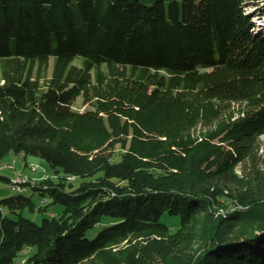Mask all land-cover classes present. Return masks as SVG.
<instances>
[{"label":"trees","instance_id":"trees-1","mask_svg":"<svg viewBox=\"0 0 264 264\" xmlns=\"http://www.w3.org/2000/svg\"><path fill=\"white\" fill-rule=\"evenodd\" d=\"M259 3L0 0V160L56 176L0 200V264H264Z\"/></svg>","mask_w":264,"mask_h":264},{"label":"rangeland","instance_id":"rangeland-1","mask_svg":"<svg viewBox=\"0 0 264 264\" xmlns=\"http://www.w3.org/2000/svg\"><path fill=\"white\" fill-rule=\"evenodd\" d=\"M244 10L246 11V13L251 14L253 16L251 19H252V22L254 23L255 28L253 29V31L252 30L251 31L255 33L257 31L264 32V3H259L258 5H254L253 7L250 6V4H246L244 7ZM75 64L80 65L81 59H77L75 61ZM103 101L107 102L108 99H103ZM73 107L74 109L79 110V111H85L86 109L92 108L90 104H85L82 98H78L74 102ZM246 107H247L246 102L229 103V110L234 117L243 115L244 111L246 110ZM204 128L205 127L203 126H199L196 129L197 133L199 134L200 131H205ZM260 140H261V146H260L258 155H261L262 158H264V136H262ZM123 152H124V149H122L119 144L116 145L114 149V161H117V162L120 161L121 155ZM25 160L26 158L23 154H17L15 152H10L2 160H0V175L6 176L9 179H12L23 172L28 177H30L31 179H35V180H41L44 178L56 179V176L54 175V172L51 170L50 165L45 160L39 157H36V156L27 157L28 161L34 162V163L25 164ZM30 164H38L40 165V168H37V170L32 171L29 167ZM238 174L239 175L241 174L240 168L238 169ZM76 183L78 182L76 181ZM27 194L29 195L31 194V192H28ZM16 195H17L16 192L10 190L9 183L0 178V200L7 198V197L16 196ZM33 200L35 204L37 205V207H39L40 197L36 195ZM238 207H241V206L239 205ZM62 209H63L62 206L56 205V206H51L47 212L36 211L35 213H31V212L25 211V216L27 218L34 220L36 223L40 224L42 222V219L46 217H50L51 213L61 212ZM163 221L169 222L167 219H164ZM176 222H178V220ZM99 230H100V227L89 231L88 233L89 238L95 237ZM24 254L28 255V252L25 251ZM26 258L27 256H23L18 261L17 264H21L22 259H26Z\"/></svg>","mask_w":264,"mask_h":264},{"label":"built area","instance_id":"built-area-1","mask_svg":"<svg viewBox=\"0 0 264 264\" xmlns=\"http://www.w3.org/2000/svg\"><path fill=\"white\" fill-rule=\"evenodd\" d=\"M30 165H33L35 167V170H37V168H40V165L38 164H30ZM41 181L43 180H33L23 175V173H21L17 177L10 179L8 183L10 185V190L16 193H28L33 186L37 185ZM42 200H47V199L43 198L40 200V204H39L40 207Z\"/></svg>","mask_w":264,"mask_h":264},{"label":"bare ground","instance_id":"bare-ground-1","mask_svg":"<svg viewBox=\"0 0 264 264\" xmlns=\"http://www.w3.org/2000/svg\"><path fill=\"white\" fill-rule=\"evenodd\" d=\"M30 167V169L32 170V171H35V167L33 166V165H30L29 166ZM23 173V172H22ZM23 175H25V176H27L25 173H23ZM17 177V176H16ZM28 177V176H27ZM28 178H30V177H28ZM46 178H44V179H41V180H45ZM33 180H35V179H33ZM67 180L68 181H74V180H76V176H68L67 177ZM18 194H26V193H18ZM47 201L48 200H42V202H41V207H44L45 205H46V203H47ZM219 213H224V210H221V212H219ZM26 262V260L25 259H22V264H24Z\"/></svg>","mask_w":264,"mask_h":264},{"label":"crops","instance_id":"crops-1","mask_svg":"<svg viewBox=\"0 0 264 264\" xmlns=\"http://www.w3.org/2000/svg\"><path fill=\"white\" fill-rule=\"evenodd\" d=\"M26 158V160H25V164H27V163H34V162H30V161H28L27 160V157H25Z\"/></svg>","mask_w":264,"mask_h":264}]
</instances>
